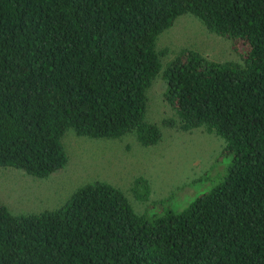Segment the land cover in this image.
Returning a JSON list of instances; mask_svg holds the SVG:
<instances>
[{
  "label": "trees",
  "instance_id": "trees-1",
  "mask_svg": "<svg viewBox=\"0 0 264 264\" xmlns=\"http://www.w3.org/2000/svg\"><path fill=\"white\" fill-rule=\"evenodd\" d=\"M183 14L242 63L182 49L163 69L156 40ZM160 72L179 128L224 140L219 182L150 216L103 181L39 213L0 203V264H264V0H0V168L48 177L67 163L68 129L156 144L146 90ZM131 190L146 201L148 180Z\"/></svg>",
  "mask_w": 264,
  "mask_h": 264
},
{
  "label": "rangeland",
  "instance_id": "rangeland-1",
  "mask_svg": "<svg viewBox=\"0 0 264 264\" xmlns=\"http://www.w3.org/2000/svg\"><path fill=\"white\" fill-rule=\"evenodd\" d=\"M231 40L210 32L195 16L183 14L158 36L155 48L163 69L182 49L195 50L215 62L242 63ZM164 91L160 72L146 90L145 118L161 130L156 144L142 146L134 133L92 138L68 129L61 138L67 163L48 177L0 168V203L13 214L39 213L63 205L79 187L103 181L121 189L137 213L159 214L161 201L168 202L173 210L186 207L219 182L230 158L222 156L224 140L216 134L202 127L189 131L179 128L178 118L164 100ZM138 176L145 177L150 185L146 201L137 200L131 190Z\"/></svg>",
  "mask_w": 264,
  "mask_h": 264
}]
</instances>
